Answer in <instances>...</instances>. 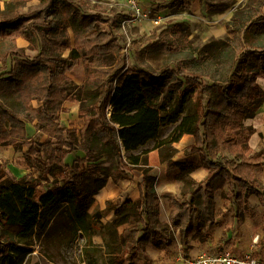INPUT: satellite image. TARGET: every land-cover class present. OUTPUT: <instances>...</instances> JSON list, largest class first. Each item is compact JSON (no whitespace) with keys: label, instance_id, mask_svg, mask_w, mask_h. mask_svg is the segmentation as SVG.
I'll return each instance as SVG.
<instances>
[{"label":"trees","instance_id":"trees-1","mask_svg":"<svg viewBox=\"0 0 264 264\" xmlns=\"http://www.w3.org/2000/svg\"><path fill=\"white\" fill-rule=\"evenodd\" d=\"M26 1L9 0L6 10ZM37 1L52 9L58 3ZM189 2L174 0L171 9L183 11ZM228 7L209 10L216 14ZM56 14V20L41 22H30V16L0 20V63H9L8 70L0 73V144L14 149L26 146L23 159L37 173V177H9L0 164V264H29L33 239L49 235L58 217L69 224L71 240H81L83 264H132L146 247L165 249L163 237L168 232L179 231L186 251L192 231V239L204 241L202 230L214 219L213 197L225 187L234 203L242 204L250 195L264 202V188L253 174L264 161V150L252 152L249 140L254 129L245 125L264 103L257 84L264 78V48L258 41L264 37V14L234 17L228 30L231 38L193 49L184 57L187 74L180 76L174 70L158 76L142 69L111 73L104 68L110 65L100 64L110 51L100 44L105 36L95 30L94 21L61 4ZM35 29L58 47L49 61L41 53L29 58L14 50L15 38L33 35ZM168 30L156 42L164 52L175 49L172 42L161 39ZM65 49H70L67 59L61 57ZM79 59L91 66L85 83L71 88L64 74ZM169 75L171 79L163 78ZM33 101L41 105L33 108ZM64 101L80 104L83 126L78 136L58 121ZM32 122L46 136L44 143L27 137L24 126ZM167 125H172L171 131L162 139ZM183 135L192 136L189 153L199 156V166L170 160L176 153L172 145ZM76 150L84 156L70 165L64 163ZM151 150L158 151L160 162L180 169L176 179L182 187L179 198H169V225L158 219L159 196L146 167ZM197 167L207 173L202 182L189 177ZM135 171L142 174L136 201L107 200L103 209L94 207V196L108 180L117 184ZM42 183L45 190L40 189ZM110 213L114 220L104 223ZM94 237L101 242L94 243Z\"/></svg>","mask_w":264,"mask_h":264},{"label":"rangeland","instance_id":"rangeland-1","mask_svg":"<svg viewBox=\"0 0 264 264\" xmlns=\"http://www.w3.org/2000/svg\"><path fill=\"white\" fill-rule=\"evenodd\" d=\"M9 0H0V20L16 17L30 16V22H41L44 19H57L56 11L58 6L64 5L74 12L88 17L94 21V27L104 38L100 44L108 46L107 57L101 59L104 67L115 71L142 69L158 76L163 70H174L178 75L187 74V61L184 58L194 49L201 50L206 44L223 41L227 37L231 38L228 30L234 26V17H242L244 14L251 13L253 18L264 14V0H190L185 10L173 12L171 5L174 0H143V7L149 19H159L156 25L150 21L132 20L130 12L121 0H57L55 7L47 8V3H39L37 0H28L22 6L12 10H6L5 4ZM229 6L228 9L213 14L210 6L222 5ZM178 24L176 30H168L173 25ZM168 30L161 39L164 42H172L175 49L164 52L156 42L160 35ZM70 38V45L73 47V38L70 29H67ZM42 33L35 29L34 34H25L23 37L15 38L14 50L29 58L36 57L39 53L46 61L54 57L58 47H54L47 41ZM259 46L264 48V37L259 39ZM70 56V49H65L61 57L67 59ZM7 60L0 63V73L8 70ZM90 63H83L79 59L78 64L64 75L72 82L71 88L81 87L87 78ZM81 76L75 78L76 73ZM75 74V75H74ZM165 80L171 79V75L163 77ZM84 80V81H82ZM82 85H76L81 82ZM195 95L192 96V99ZM168 102V99H167ZM170 102V101H169ZM172 104V103H171ZM36 106V103H33ZM0 105V122L3 121ZM161 115H164L162 113ZM76 121V120H75ZM247 123V122H246ZM245 123V124H246ZM76 123L63 125L68 129L76 126ZM172 125L164 126L161 138H165L171 131ZM31 140L43 143L46 138L41 134L30 137ZM153 142L148 143V148ZM9 150V152H8ZM27 150L26 146L13 149L0 145V163L2 164L7 176L22 177L32 174L37 177L34 169L28 167L23 159V153ZM84 153L76 150L74 154L67 155L64 163L70 165L74 158L83 157ZM46 184L42 183L44 190ZM96 206V205H94ZM68 223L62 217H58L55 229L46 237L40 236L33 239L32 253L27 256L29 264H83L79 257L80 239L72 241Z\"/></svg>","mask_w":264,"mask_h":264},{"label":"crops","instance_id":"crops-1","mask_svg":"<svg viewBox=\"0 0 264 264\" xmlns=\"http://www.w3.org/2000/svg\"><path fill=\"white\" fill-rule=\"evenodd\" d=\"M72 73H76V75L74 74L75 78H81L75 70ZM82 81L77 82L76 85H80ZM257 84L264 92V78L258 79ZM33 103H36V106H33ZM31 105L33 108H38L41 104L33 101ZM79 105L78 101H64L62 104L64 111L58 115V121L62 126L69 125L70 122H77L76 126L69 127L77 133V136L78 131L83 126V120L78 117ZM110 112L111 109L109 108L108 114ZM246 122V126H251L254 129V134L249 140L250 149L252 152L264 150V103L256 116ZM24 128L29 139L40 133L36 122L26 123ZM43 136L46 138L45 135ZM193 144L192 136L183 135L179 142L172 145L176 153L170 160L178 164L193 162L196 166H199V156L189 153V148ZM3 146L12 147L11 145ZM146 167L149 168L148 175L155 179V191L159 196L158 219L161 223L169 225L171 213L169 198H179L182 187V183L176 179L180 169L169 167L166 162H160L157 150H151L147 154ZM253 174L258 186L264 188V161L253 170ZM206 176V171L200 167L189 174V177L196 182L204 181ZM141 181L142 174L139 171H135L129 180H122L117 184H113L108 180L106 185L96 194L102 193L103 199L98 201L94 196V205L103 209L107 200H111L113 204L136 201L140 196L138 185ZM213 201L214 219L202 230L206 235L204 241L192 239L194 234V231H192L187 236L190 247L186 251L181 244L179 231L168 232L163 237L167 242L165 249L156 250L152 247H146L144 252L139 254L132 264H182V260L194 259L200 254H216L224 251H228L235 256L251 253L254 258L264 262V202L262 203L256 196L250 195L246 202L242 204L234 203L230 200L227 187L216 192ZM113 220L114 215L110 213L102 221L105 223ZM93 242L99 244L101 240L99 237H94Z\"/></svg>","mask_w":264,"mask_h":264},{"label":"built area","instance_id":"built-area-1","mask_svg":"<svg viewBox=\"0 0 264 264\" xmlns=\"http://www.w3.org/2000/svg\"><path fill=\"white\" fill-rule=\"evenodd\" d=\"M130 12L132 20L150 21L156 25L159 19H149L143 7V0H121ZM182 264H264V262L254 258L251 253L242 256H235L228 251L216 254H200L194 259H184Z\"/></svg>","mask_w":264,"mask_h":264},{"label":"bare ground","instance_id":"bare-ground-1","mask_svg":"<svg viewBox=\"0 0 264 264\" xmlns=\"http://www.w3.org/2000/svg\"><path fill=\"white\" fill-rule=\"evenodd\" d=\"M71 106H73V105H71ZM102 197H103V196H102V193H100V194H98V195H95V198H96L98 201H100L101 199H103Z\"/></svg>","mask_w":264,"mask_h":264}]
</instances>
